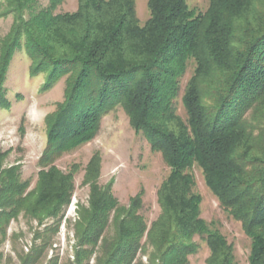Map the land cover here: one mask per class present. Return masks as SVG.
Here are the masks:
<instances>
[{"label":"trees","instance_id":"trees-1","mask_svg":"<svg viewBox=\"0 0 264 264\" xmlns=\"http://www.w3.org/2000/svg\"><path fill=\"white\" fill-rule=\"evenodd\" d=\"M7 2L20 16L5 41L0 80L23 36L36 69L44 67L51 80L67 76L64 102L47 118L49 147L41 163L91 141L103 116L121 106L170 168L157 192L160 215L150 226L140 214L143 191L121 205L111 186L99 187L98 172H87L91 196L74 225L72 264H90L94 255L96 264H134L141 251L147 264H190L196 237L209 248L207 264H235L233 246L201 218L190 173L195 165L251 240L249 264H264V0H210L205 13L187 0H149L143 26L135 0H78L77 11L64 14L55 13L63 0ZM190 61L184 121L174 101ZM39 185L31 198L6 185L0 190L1 233L21 211L54 218L48 233L57 231L74 193L73 173L51 170ZM51 237L21 257L22 264H38Z\"/></svg>","mask_w":264,"mask_h":264},{"label":"rangeland","instance_id":"rangeland-1","mask_svg":"<svg viewBox=\"0 0 264 264\" xmlns=\"http://www.w3.org/2000/svg\"><path fill=\"white\" fill-rule=\"evenodd\" d=\"M149 0H135L136 13L143 26L150 18ZM47 6V2H42ZM191 10L205 13L210 0H187ZM78 0H63L56 14L74 13ZM19 13L10 10L7 0H0V60L5 51V41L15 32ZM30 14H22L28 20ZM8 66L0 80V190L6 185L21 191L24 197L35 194L40 187L42 174L55 170L62 174L73 173L74 193L67 207L63 205L57 231L52 217H37L21 211L12 216L5 233L0 232V264H22L21 257L30 255L42 238L52 236V246L38 264H72L77 245L74 225L80 210L88 209L91 187L86 181L87 172H98L97 184L101 188L111 186L112 195L121 205L127 206L131 198L144 192L140 214L150 226L160 215L157 192L167 179L170 168L160 153L151 150L145 137L136 132L129 116L121 106L108 111L102 118L97 135L83 145L69 146L63 153L56 152L41 160L49 147L47 118L64 102L67 76L51 80L44 67L36 69L37 63L27 50L24 36L18 39ZM36 69V70H35ZM195 69L190 61L180 80V91L174 101L176 114L187 119L182 97ZM1 74V71H0ZM190 173L195 180L194 192L202 198L201 218L217 229L233 246L235 264H249L251 240L242 226L220 205L218 198L207 187L202 170L195 165ZM24 183L23 187L18 184ZM8 185V186H7ZM31 198V197H30ZM35 198V197H34ZM198 250L189 257L190 264H207L209 248L204 240L195 238ZM145 240L143 241V244ZM151 253L152 248L146 247ZM96 255L90 264H96ZM147 264L148 255L141 251L134 264Z\"/></svg>","mask_w":264,"mask_h":264}]
</instances>
